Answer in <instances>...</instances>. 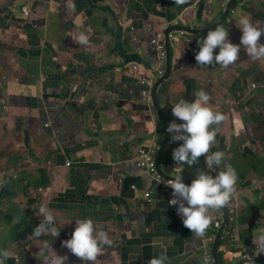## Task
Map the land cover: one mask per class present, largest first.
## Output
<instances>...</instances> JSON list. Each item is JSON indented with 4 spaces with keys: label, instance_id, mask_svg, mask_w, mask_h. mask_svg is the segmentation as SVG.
Masks as SVG:
<instances>
[{
    "label": "crops",
    "instance_id": "obj_1",
    "mask_svg": "<svg viewBox=\"0 0 264 264\" xmlns=\"http://www.w3.org/2000/svg\"><path fill=\"white\" fill-rule=\"evenodd\" d=\"M229 1L177 6L174 0H0V249L12 252L5 264H43L40 241L67 256L66 264H83L61 243L71 239L82 217L93 219L112 240L97 264H147L164 252L161 243L168 264H216L218 230L203 237L191 233L175 215L177 206L167 205L172 189L136 166L139 149L152 138L155 156L163 139L153 107L140 101L138 81L164 70L165 59L150 44L156 33L164 45L163 31L170 25L207 29ZM26 5L29 17L22 11ZM242 14L264 28V0H238L220 24L237 45ZM206 35L172 33L171 72L157 104L167 127L180 124L171 107L181 98L194 102L203 89L209 106L225 116L209 154L225 152L237 173L232 219L218 255L219 264H236L245 260L243 247L264 236V59L253 60L241 47L239 60L229 67H201L196 41ZM174 134L161 155L163 175L188 181L199 171L216 175L203 156L193 167L176 166L172 152L182 141L173 142ZM116 135L124 143L108 139ZM42 205L62 221L56 239L31 237L43 219ZM251 205L260 210L252 226L246 207ZM235 211L244 219L235 222ZM209 215L211 225L215 217L222 225L223 208Z\"/></svg>",
    "mask_w": 264,
    "mask_h": 264
},
{
    "label": "clouds",
    "instance_id": "obj_2",
    "mask_svg": "<svg viewBox=\"0 0 264 264\" xmlns=\"http://www.w3.org/2000/svg\"><path fill=\"white\" fill-rule=\"evenodd\" d=\"M177 6L189 3V0H174ZM237 23L242 35L239 45L229 40V30L218 25L214 30H209L206 37L197 39L199 51L195 55L196 64L201 67L217 66L227 68L240 58L241 47L246 50L247 55L253 60L264 59V44L260 38L264 36V28L254 25L247 14H242ZM259 23V22H257ZM84 35L80 36V42H86ZM219 49L218 54H214ZM210 96L203 89L196 92L194 102L180 99L171 107L172 115L182 123L172 122L167 131L175 133L171 139L173 142L182 141V144L173 150L172 160L176 166L182 167L199 163V157H205L208 169L220 168L216 175L199 171L190 185L183 182V176L177 175L168 180V187L172 189L173 199L169 201L171 206H177V214L182 217L185 228L196 236L203 237L211 226L213 217L210 212H219L227 206L236 192L237 173L235 168L227 162L226 153L215 151L209 154L211 147L216 143L219 125L225 120V116L219 111H214L209 106ZM187 205V206H186ZM39 216L42 221L35 227L31 237L38 239L44 235H51L56 239L60 229L52 214V210L46 206L39 208ZM75 230L71 239L62 241V246L67 248L74 256L79 258L83 264H97L98 257L106 246L112 245V240L106 232L98 230L96 222L88 218H79L75 221ZM42 247L39 255L43 264H66L67 256H58L53 250L52 244L40 241ZM159 257H152L147 264H168L167 249ZM258 247L264 252V236L258 239ZM50 255H46L45 253ZM12 255L11 250L0 249V264Z\"/></svg>",
    "mask_w": 264,
    "mask_h": 264
},
{
    "label": "water",
    "instance_id": "obj_3",
    "mask_svg": "<svg viewBox=\"0 0 264 264\" xmlns=\"http://www.w3.org/2000/svg\"><path fill=\"white\" fill-rule=\"evenodd\" d=\"M238 0H230L226 7L225 10L222 13V16L220 17V19H218L211 27L201 30V31H194L191 29H188L182 25H170L166 30L163 31V37H164V48H165V65H164V70L162 75L154 82V86L151 90V106L153 107L157 118H158V123L160 125L161 131H162V136L163 139L161 141L160 147L157 148L155 156H154V163H155V170L156 173L163 179H167V180H171L174 179L173 177L171 178L170 176H165L163 175V173L160 171V159H161V155L163 150L165 149V147L167 146L168 142H169V133L167 131V125H166V121L163 118V115L161 114L158 104H157V94L158 91L160 90L163 82L169 77L170 72H171V65H170V59H171V55H170V36L172 35L173 32H183V33H187V34H196V33H200V34H206L209 30H214V28L218 25H220L222 23V21L225 19V17L230 13L232 6L234 5V3H236ZM109 140H113V141H119L121 143H124V139L122 140V138L118 135L113 136V137H109ZM152 138L149 139V142L142 148H149L151 146H155L156 148V144H153L152 142L150 143V140ZM127 140V139H126ZM137 141V139H135ZM126 145V144H125ZM183 182L188 185L191 184L192 181H188V180H183ZM248 205V204H247ZM248 207L249 213L251 214L250 218H246L248 225L252 226L255 221L259 218L260 216V210L257 206L251 205V206H246ZM224 210V217H223V222L221 227L218 229V232L216 234V237L214 239V243H213V257H214V261L216 264H219L218 262V255H219V249H220V244L222 241V236L226 230V227L229 223V221L232 219L231 217V211H230V207L229 204L227 206H225L223 208ZM234 213H236L238 215V211H235ZM243 214L242 215H238L235 218V222H237L239 220V218L244 219L243 218ZM264 263V256H259V257H255L252 258L250 260L245 259L242 260L236 264H262Z\"/></svg>",
    "mask_w": 264,
    "mask_h": 264
},
{
    "label": "built area",
    "instance_id": "obj_4",
    "mask_svg": "<svg viewBox=\"0 0 264 264\" xmlns=\"http://www.w3.org/2000/svg\"><path fill=\"white\" fill-rule=\"evenodd\" d=\"M246 1H251V0H246ZM22 11H23V14L25 17L30 16L31 12H30L29 6H27V5L23 6ZM129 31L134 32L135 28L133 26H131V27H129ZM131 39H132V41H137V36L132 33ZM160 39H161V34L156 33L151 38L150 44L153 46V49L156 52L158 59L162 61L165 59V48H164L163 43L160 41ZM132 69L134 71H136L138 69V67L133 66ZM162 72H163L162 69H157L155 78L160 76L162 74ZM155 78L151 77V76H141L139 78L138 83L141 87V89H140V101L144 105L150 106V104H151V90L154 86ZM154 148H155V146L153 145V146L149 147L148 149L147 148L139 149L138 155H137L136 166L140 169L145 170L155 182L161 183L163 185H168L167 181L161 179V177L156 173L154 156H153ZM211 171L215 172V173L218 172V171H216L215 168L211 169ZM41 191H42V189H41ZM149 194H151V192ZM150 201H151V199L148 198L147 202L149 203ZM169 201L167 202V205L171 206L169 204ZM175 215L180 216L177 214V207L175 210ZM220 226H221V220H218V218L215 217V221H214L213 225H211L207 229V231L212 230V229L217 231ZM255 256H264V252H261L259 250L257 243H253V244H250L248 246L243 247V258L244 259H251Z\"/></svg>",
    "mask_w": 264,
    "mask_h": 264
}]
</instances>
